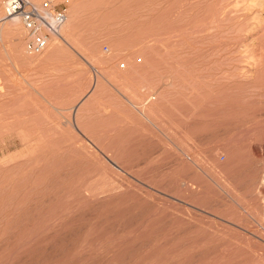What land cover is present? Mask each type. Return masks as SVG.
<instances>
[{"label":"rangeland","instance_id":"obj_1","mask_svg":"<svg viewBox=\"0 0 264 264\" xmlns=\"http://www.w3.org/2000/svg\"><path fill=\"white\" fill-rule=\"evenodd\" d=\"M5 1L0 264H264V0Z\"/></svg>","mask_w":264,"mask_h":264},{"label":"built area","instance_id":"obj_2","mask_svg":"<svg viewBox=\"0 0 264 264\" xmlns=\"http://www.w3.org/2000/svg\"><path fill=\"white\" fill-rule=\"evenodd\" d=\"M6 14H15L24 29L26 52L41 54L61 36L67 21V4L56 0H6ZM107 50V47H105Z\"/></svg>","mask_w":264,"mask_h":264},{"label":"bare ground","instance_id":"obj_3","mask_svg":"<svg viewBox=\"0 0 264 264\" xmlns=\"http://www.w3.org/2000/svg\"><path fill=\"white\" fill-rule=\"evenodd\" d=\"M5 12H6V7H5ZM7 18H10V19H8V21L7 22H9V26H11V27H13V25L14 26H17L16 25V23L19 21V18L15 15V14H7L6 16H5V19H7ZM67 20H68V13H67ZM20 22V21H19ZM67 22V21H66ZM66 24V23H65ZM8 26V27H9ZM10 27V28H11ZM64 28V27H63Z\"/></svg>","mask_w":264,"mask_h":264}]
</instances>
